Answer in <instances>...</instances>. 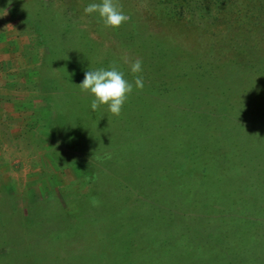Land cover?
<instances>
[{
	"label": "rangeland",
	"instance_id": "374dc122",
	"mask_svg": "<svg viewBox=\"0 0 264 264\" xmlns=\"http://www.w3.org/2000/svg\"><path fill=\"white\" fill-rule=\"evenodd\" d=\"M93 2L0 0V264H264V0Z\"/></svg>",
	"mask_w": 264,
	"mask_h": 264
},
{
	"label": "clouds",
	"instance_id": "9594fccd",
	"mask_svg": "<svg viewBox=\"0 0 264 264\" xmlns=\"http://www.w3.org/2000/svg\"><path fill=\"white\" fill-rule=\"evenodd\" d=\"M84 12L88 15L98 14L104 25L112 29L119 28L128 19L118 8L115 0L89 3ZM130 71L134 74L142 73V61L132 62ZM79 86L81 90L88 92L93 97L90 105L93 111L107 105L108 110L114 115L120 114L128 95L133 91V84L126 80L124 73L115 66L86 71ZM135 87L137 89L144 87L142 76H136Z\"/></svg>",
	"mask_w": 264,
	"mask_h": 264
}]
</instances>
